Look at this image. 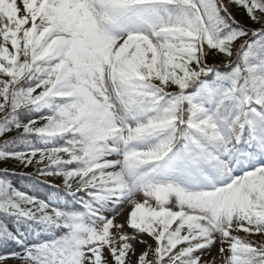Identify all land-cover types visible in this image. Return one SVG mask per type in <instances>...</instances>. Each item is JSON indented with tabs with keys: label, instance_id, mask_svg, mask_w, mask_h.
Returning a JSON list of instances; mask_svg holds the SVG:
<instances>
[{
	"label": "snow or ice",
	"instance_id": "1",
	"mask_svg": "<svg viewBox=\"0 0 264 264\" xmlns=\"http://www.w3.org/2000/svg\"><path fill=\"white\" fill-rule=\"evenodd\" d=\"M0 165V264H264V0H0Z\"/></svg>",
	"mask_w": 264,
	"mask_h": 264
},
{
	"label": "rangeland",
	"instance_id": "2",
	"mask_svg": "<svg viewBox=\"0 0 264 264\" xmlns=\"http://www.w3.org/2000/svg\"><path fill=\"white\" fill-rule=\"evenodd\" d=\"M4 165H0V167H3ZM10 167V166H9ZM18 171V170H17ZM13 183L15 184V186L21 190H23L24 188L27 187V181L20 177V176H15L13 177Z\"/></svg>",
	"mask_w": 264,
	"mask_h": 264
},
{
	"label": "trees",
	"instance_id": "3",
	"mask_svg": "<svg viewBox=\"0 0 264 264\" xmlns=\"http://www.w3.org/2000/svg\"><path fill=\"white\" fill-rule=\"evenodd\" d=\"M28 186V185H27Z\"/></svg>",
	"mask_w": 264,
	"mask_h": 264
}]
</instances>
